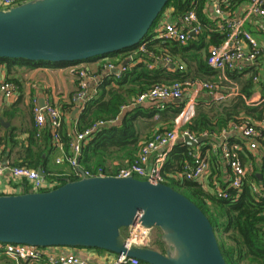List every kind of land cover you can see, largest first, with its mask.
<instances>
[{
  "label": "water",
  "instance_id": "obj_1",
  "mask_svg": "<svg viewBox=\"0 0 264 264\" xmlns=\"http://www.w3.org/2000/svg\"><path fill=\"white\" fill-rule=\"evenodd\" d=\"M167 2L27 0L0 8V57L48 62L105 57L141 43ZM205 138L183 141L194 146ZM38 172L44 176L41 168ZM80 172L81 178L52 189L0 194V244L99 248L149 264H227L207 215L170 185ZM136 221L161 231L165 252L129 242L122 231Z\"/></svg>",
  "mask_w": 264,
  "mask_h": 264
},
{
  "label": "trees",
  "instance_id": "obj_2",
  "mask_svg": "<svg viewBox=\"0 0 264 264\" xmlns=\"http://www.w3.org/2000/svg\"><path fill=\"white\" fill-rule=\"evenodd\" d=\"M210 1L213 0H168L144 39L151 36L152 29L163 11L168 7L173 8V14L176 16L183 14L186 10L193 9L203 29L199 33L189 35L184 43L176 41L161 43L159 40H153L148 44L149 49L156 53L165 50L172 56L166 50L169 43L170 52L188 53L184 61L188 65L189 71L193 67L199 74L206 76L215 75L218 70L207 63V54L210 46L218 45L225 39L226 31L213 28V21L211 22L206 16L204 6ZM245 1L248 0H229L222 4V8H224V12L233 14L237 6H240ZM135 47H128L106 55L113 56ZM149 60L148 57H142L140 62L128 68L120 77H115L113 74L112 77H106L107 79L102 80L98 86L97 95L87 99L83 104L77 118L76 130L81 131L100 119H113L119 114L121 106L129 103L140 92L156 84H169L172 80H183L188 75V69L183 72H172L163 67L148 68L146 63ZM192 62L196 66L192 65ZM76 63H79V61L48 62L0 57V64H6L7 68L13 64L58 66ZM226 72L229 75L235 74L229 70H226ZM6 80L16 84L12 78ZM112 81L115 86H111ZM182 106L183 104L178 102L166 103L162 110L157 109L155 103L147 106H130L118 124L102 127L93 134L81 149L78 157L80 164L85 169L101 167L105 172L111 169L109 162H116L112 164L114 167L112 172L117 171L120 167L129 165L136 158L142 143L150 138L147 137L145 140L140 138L136 128V120L139 118L152 119V116L158 113L160 118L163 117L168 121V126L159 127L154 132H164L172 128L174 117L180 112ZM72 107L73 104L63 105V109L67 112L71 111ZM251 109L240 97L234 98L230 103L220 106L217 110L213 108L207 110V108L201 106V108L195 110L194 115L182 128L196 136H201L204 133H206L207 137L213 136L220 131L222 132V130L231 128L232 125L251 123L252 121L240 116L241 113L254 111ZM62 125L64 126V123ZM60 135L61 141L68 151L71 135L68 133L66 126L62 129ZM30 136L29 145H33L36 149L39 146L51 144L52 133L47 128L42 131L36 129ZM188 153V146L183 141L178 140L167 154L162 167L161 181L187 196L207 215L227 264H264V189L262 193L257 194L252 191L250 186L253 181L259 182V185L264 184V161L261 174L255 172L247 173V182H244L239 191L229 188L227 190L230 194L228 198H218L195 181L176 179L174 177V174L181 169L184 162L190 158ZM12 164L32 168L41 167L48 179L57 178L59 184L67 180L65 175L62 178L61 175H50L46 160L41 157V154L33 152L32 148L25 151V156L20 162ZM27 191H30L28 186L22 189V192ZM126 230L127 227L123 228L122 232L124 235H126ZM154 239L152 242L150 239L148 246L165 252L166 245L161 240V235ZM92 249L103 250L99 248Z\"/></svg>",
  "mask_w": 264,
  "mask_h": 264
},
{
  "label": "built area",
  "instance_id": "obj_3",
  "mask_svg": "<svg viewBox=\"0 0 264 264\" xmlns=\"http://www.w3.org/2000/svg\"><path fill=\"white\" fill-rule=\"evenodd\" d=\"M27 0H0V8L8 9L21 2ZM216 6V15L219 29L226 31L225 39L218 45L210 46L207 54V63L214 69L220 71H240L243 68V63L253 62L257 59L262 52V48L252 37L248 30L244 29V24L252 17H258L262 20L257 22V26L260 30L264 31V0H248L246 8L243 10V14L240 17H236L227 13L224 15V8L222 4L229 0H218ZM222 16V17H221ZM181 22V23H180ZM180 22H163L158 24L154 29V34L149 38L144 39L135 48L131 50L129 55L132 65L140 62L142 57H148L150 60L146 63L148 68H152L154 63L164 61L165 63L182 71L184 66L177 61L165 50L160 53H156L150 50L148 44L153 40H159L161 43L167 41H176L184 43L189 35L199 33L203 28L198 20L196 12L193 9L186 10L180 15ZM191 33V34H190ZM243 41H246L249 45L245 48ZM127 64H115L114 62L107 61L103 65V69L107 71H113L116 77H120L128 69ZM93 77L92 73L85 68H79L76 72L77 88L72 95V102L78 103L79 101H85V88L88 78ZM256 80V76L253 77ZM192 84L195 85V92L209 90L215 92L217 96L218 88L220 84L214 82H208L207 80L190 81L188 79L174 80L169 84L160 83L152 86L151 88L140 92L135 98H133L128 104H124L120 108L119 114L113 119H100L93 122L89 127L75 131L70 141V152L64 155V157L57 158L56 162L65 160L72 167V173L65 175L67 180H75L82 177L91 176H106L113 175L117 177L134 176L143 180H150L153 182L161 181L162 167L166 160L168 152L173 145L184 136H187L192 141L200 136H196L193 133L184 130L182 127L184 124L194 115V102L190 99L177 116L174 117L173 126L170 130L164 132H153L151 137L142 143L136 158L127 166L120 167L115 172H105L103 168L97 167L96 169H85L79 165L78 156L82 147L89 141L93 134L102 127L115 125L120 120V114L123 110L127 109L129 105H142L145 103L156 104L157 109L162 110L166 103L178 102L183 98L188 87ZM17 86L11 81L4 80L0 83V90L6 99L14 96ZM196 94V93H195ZM262 100H259V102ZM255 103V102H253ZM33 114L35 119V125L37 129H41L48 121L51 128L57 130L62 123V115L60 111L48 104L43 106H35L33 108ZM159 114L156 113L152 118L157 119ZM230 130L238 131L247 141V148L251 151L261 149L264 160V122H251L243 123L240 125H232ZM229 130V131H230ZM227 134L228 130H222ZM207 137L206 133L201 135ZM54 137L57 140L56 144L61 148V143L58 141L57 133H54ZM196 145H199L197 143ZM222 157L227 161L231 169V175L226 186H222L216 179L211 180L212 189L211 192L218 198H228L230 196L227 191L229 188L239 191L247 182L246 175L251 169H249L242 163L241 160L235 155L230 145L222 144L220 147ZM160 152V155L157 153ZM154 156V160L150 162L151 157ZM190 160L185 161L181 169L174 174L176 179L192 180L203 186L204 180L209 171V160L205 156H201L199 152L192 148L189 152ZM0 177H7L13 181H25L30 188V191H44L52 189L59 185L57 178L48 179L46 176H42L37 169L24 166L14 165L9 161H0ZM75 177V178H74ZM74 178V179H70ZM252 191L257 194L262 193L264 189L263 185L250 184ZM204 188V186H203ZM19 191V189L17 190ZM150 230L141 226L137 221L128 227V240L133 243H140L148 245ZM138 237V238H137ZM4 250V253L14 259L27 261V260H39L44 259L48 264H89L86 259L71 252H54L50 250V247H39L28 244H0ZM115 264H149L144 261H140L134 257H127L123 254L117 255Z\"/></svg>",
  "mask_w": 264,
  "mask_h": 264
},
{
  "label": "crops",
  "instance_id": "obj_4",
  "mask_svg": "<svg viewBox=\"0 0 264 264\" xmlns=\"http://www.w3.org/2000/svg\"><path fill=\"white\" fill-rule=\"evenodd\" d=\"M218 2V0H213L206 3L204 6V12L211 22L213 21V28L221 31V29L218 27L220 22H218L219 20L216 18L217 15L215 12ZM247 4L248 1H245L241 3L240 6H237L235 9L236 11H233L234 16L240 17L243 14V10L246 8ZM228 14L233 15L231 12H228ZM224 15L227 16V13L225 12ZM168 17H170L174 22H180V15H174L173 8L168 7L163 11L150 35L154 34V29L158 24L168 22ZM261 20V18L252 17L245 22L243 27L244 29L248 30L252 37L256 40V42L262 48V52L255 61L243 63V68L240 71H233L235 73L233 75H229L226 71L223 72L218 70L215 75L211 74L206 76L199 74V72H197L193 67L190 68L189 71L188 65L184 61V58L187 57L186 55L188 53L182 54L179 52H170L169 43L167 44L166 50L172 54L173 58L183 64L184 69L179 71L177 68L172 67L164 61L154 63L152 68L163 67L172 72H183L187 71L188 69V75L185 79H188L192 82L198 80H207L208 82L220 84V88H218L217 91V96L215 95V92L209 90H204L197 93L194 91L195 85L192 84L188 87L183 98L178 101V103L183 104L182 108L189 103L190 99H192L195 109V100L196 98H200L201 101L199 102V105L201 104L203 108H207V110L210 108L217 110L220 106L230 103L234 98L240 97L248 107L254 110L251 113H241L240 116H243L252 122H264V32L257 26V22H260ZM243 44L245 48L249 47L246 41H243ZM131 50L117 53L113 56L91 58L71 65L26 66L13 64L7 68L6 64H0V83L6 79L12 78L16 82L17 86L14 96L9 99H6L0 90V161L18 163L25 156V151L29 148H32L33 152L41 154V157L46 160L50 175H61V178L64 177L63 175H70L72 173V167L69 165V163L65 160L61 162H56V160L57 158L64 157V155L70 152L69 144L73 134L76 131L77 118L80 114L82 106L87 99L97 95L98 86L102 80L110 78L114 74L112 73L113 71H107L103 69L105 62L111 61L117 65L127 64L129 66L128 68L133 66L129 58ZM192 65L196 66L194 62H192ZM79 68H85L87 71L92 73L93 77L88 78L86 82L85 101H79L78 103L74 104L72 102V95L75 93L77 88L76 72ZM255 76L256 80L253 78ZM111 86H115L113 81L111 82ZM259 100L262 101L259 102ZM40 103H43V105L48 104L57 108L62 115V123L59 129L54 130L47 121V123L40 130L42 131L45 128L49 129L50 133H52L50 140L51 144L42 145L36 149L33 145H29V138L31 137V133L37 129L35 125L33 108L35 106H39ZM67 104H73L72 110L69 112L63 109V105ZM142 105L147 106L149 104L145 103ZM129 107L122 111L120 114V120ZM76 108L77 111L74 113V115H72V112ZM63 123L64 126L62 125ZM65 126L68 133L71 135V139L68 143V151L61 141L60 135V132ZM167 126L168 121L163 117H159L157 119L139 118L136 120V128L142 140H145L147 137H151L157 128H163ZM227 130V134H225L226 132L223 133L220 131L218 134L206 137L204 141L199 143V145L189 146L183 141V139L179 140L183 141L188 146L189 152L193 148L197 150L201 156H206L208 158L209 173L204 180L203 186L204 189L209 192H211L212 189L211 180L216 179L222 186H226L231 175L230 166L221 155L220 147L222 144L230 145L235 155L248 168V171L251 169V171L248 173H262L261 169L263 168L264 161L261 158L262 150H249L246 146V139L238 131L230 130V128ZM54 133H57L58 135V141L61 143V148L56 144L57 140L54 137ZM157 155H160V152H158ZM153 158L154 156L151 157L150 162L154 160ZM190 159L191 158L188 160ZM114 163L116 162H109V167L111 169H108L107 172L113 171L112 168L114 167L112 164ZM79 165L83 167L80 162ZM38 168L41 167H37L35 169L38 170ZM41 170L43 171L42 168ZM252 183L257 186L259 185V182L257 181H253ZM27 186L28 184L25 181H13L9 180L7 177H0V194L19 193L22 192V189ZM18 189L19 191H17ZM127 234L128 228L126 230V235ZM50 250L54 252L61 251L65 253L71 252L77 254L78 256L86 259L89 264H115L117 259V255L114 253L92 248L51 246ZM0 264L48 263L44 259L27 261L14 259L6 255L2 246L0 245Z\"/></svg>",
  "mask_w": 264,
  "mask_h": 264
},
{
  "label": "rangeland",
  "instance_id": "obj_5",
  "mask_svg": "<svg viewBox=\"0 0 264 264\" xmlns=\"http://www.w3.org/2000/svg\"><path fill=\"white\" fill-rule=\"evenodd\" d=\"M201 101V99L200 98H196V100H195V102H196V104H195V109L197 110V109H199V108H201V104L199 105V102ZM182 109V108H181ZM150 233H151V236L149 237V241H150V239H151V242L153 241V240H155L154 238L156 237H158V236H160L161 235V232H160V230L158 229V228H153V229H151V231H150ZM149 244V243H148Z\"/></svg>",
  "mask_w": 264,
  "mask_h": 264
},
{
  "label": "bare ground",
  "instance_id": "obj_6",
  "mask_svg": "<svg viewBox=\"0 0 264 264\" xmlns=\"http://www.w3.org/2000/svg\"><path fill=\"white\" fill-rule=\"evenodd\" d=\"M138 238V237H137Z\"/></svg>",
  "mask_w": 264,
  "mask_h": 264
}]
</instances>
